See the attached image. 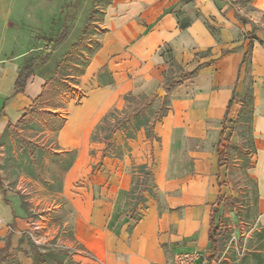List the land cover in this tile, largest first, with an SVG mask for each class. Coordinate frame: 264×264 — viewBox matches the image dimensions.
I'll use <instances>...</instances> for the list:
<instances>
[{
	"label": "crops",
	"instance_id": "obj_1",
	"mask_svg": "<svg viewBox=\"0 0 264 264\" xmlns=\"http://www.w3.org/2000/svg\"><path fill=\"white\" fill-rule=\"evenodd\" d=\"M227 1L230 0H110L105 5L103 36L80 76L83 98L80 103L69 104L58 134L61 151H73L78 144L80 147L64 180L65 189L69 190L77 175L88 174L86 166L82 168L89 143L102 145L99 161L102 169L110 171L105 178L110 200L93 199L92 193L76 199V239L88 250L89 257L76 258L73 254L75 262L169 264L171 254L191 251L206 254L207 261L211 218L218 223L217 214H222L229 202L225 198H235L227 183L229 160L227 166L218 167L216 145L231 98L234 100L226 126L234 122L232 115L236 118L240 110L245 93L241 75L246 65L252 77V148L247 155V175L255 183V222L259 233L264 232V24L238 15ZM65 3L66 0H0V138L6 125L18 120L47 81L34 72L35 58L28 41L34 36L35 26L49 33L51 19L64 23ZM250 35L255 39L249 59L243 60ZM57 39H65V33L60 32ZM29 57L33 72L23 91L14 93L18 72ZM171 75L173 80L168 79ZM161 88L168 109L153 123L150 136L139 128L135 137L125 138L117 130L112 140L126 142L127 149L120 158L102 157L103 144L90 139L101 119L122 109L126 95L157 94ZM117 133L119 138H115ZM230 134L227 126L225 135L233 143ZM123 156L126 158L121 160ZM105 160L111 162L105 164ZM140 164L150 169L151 183L165 208H158L152 199L156 195L144 193L146 209L141 219L132 224L128 201L130 169ZM103 176L99 170L88 179L94 186L101 184ZM219 195L222 201L218 205ZM32 224L17 196L0 189V248L7 238L8 252L15 251L11 257L17 260L7 259L6 264H31V259L17 249L23 234L31 237ZM257 235L259 247L242 264L250 260L255 264V254L264 255V236Z\"/></svg>",
	"mask_w": 264,
	"mask_h": 264
},
{
	"label": "rangeland",
	"instance_id": "obj_2",
	"mask_svg": "<svg viewBox=\"0 0 264 264\" xmlns=\"http://www.w3.org/2000/svg\"><path fill=\"white\" fill-rule=\"evenodd\" d=\"M109 1L66 0L64 23L58 24L57 20L51 19V24L47 25L49 33L41 32V29H36L37 26H35L34 36L28 41L32 47L30 54L35 58L34 72L36 71L45 79L51 80L48 89L51 96L36 105L37 114L33 117L35 123H28V127L23 129L18 128V135L13 131H7L0 138L2 189L4 193L12 192L17 196L20 206L33 222L32 239L36 244L42 246L55 238L57 246L68 248L76 258L78 256L89 257L88 250L81 247L76 239L77 221L79 220L76 199L77 197H90L92 193L93 199L110 200L111 198L107 197L105 190L107 183L105 178L109 177L110 171L102 169L103 164L99 161L102 145L97 142L89 143L87 144L86 165L84 164L82 168L84 169L86 166L88 174L77 175L69 190L65 189L63 184L70 168L65 171L64 161L53 155L63 152L58 141L59 129L62 126L60 128L53 127L42 111H51L64 120L68 114L69 104L80 103L82 100L84 94L79 89L80 76L86 62L103 36L102 19L105 5ZM227 3L229 7L237 11L238 15H245L257 24H264V0H230ZM51 12L54 11L51 10ZM60 32L65 33V39L61 41L57 39ZM170 65L172 66V63ZM171 70L173 69L171 68ZM171 76L168 79L173 80V75ZM241 76H243L244 89L246 90L249 80L252 83L247 65ZM165 96L164 89L161 95L156 93L150 95L128 94L124 98L123 108L118 109V112L110 116L109 120H118L133 110H136L140 117L146 114L149 120H152L157 110L167 111L168 105ZM161 100H163L162 103ZM234 117L232 115L233 121L236 120ZM227 126L231 132L230 136L234 140L229 147L227 183H230V190L234 191L236 199L226 202L222 214L218 213L216 216L215 221L223 224L226 228L222 235L223 242L218 263L242 264V258L250 256L252 251L259 247L257 234H260L255 222V183L247 175V155L252 148L251 122L243 118L232 124L228 123ZM142 129L146 135L151 133V130L146 127L140 128L138 131ZM118 132L123 136L122 131L118 130ZM115 138H119L118 133ZM21 140L41 146L49 150V153L34 151L28 155L23 150ZM79 149L78 144L73 150L75 157ZM123 158L126 157L123 156L121 160ZM110 162L104 161L105 164ZM126 169L129 170V167L127 166ZM99 170L103 171V179L101 184L93 186L89 182L88 175ZM138 175L142 176L141 173H137ZM147 184L152 186L149 180ZM153 191L156 198L152 199L157 202L158 208H165L160 193L155 189ZM149 201L152 202V200ZM99 203V201L96 202V204ZM25 242L26 239L23 245ZM198 253L199 264H202L206 254ZM172 255L169 264H172ZM8 257L5 251L0 252V264H6ZM249 264H252V260L249 261Z\"/></svg>",
	"mask_w": 264,
	"mask_h": 264
},
{
	"label": "trees",
	"instance_id": "obj_3",
	"mask_svg": "<svg viewBox=\"0 0 264 264\" xmlns=\"http://www.w3.org/2000/svg\"><path fill=\"white\" fill-rule=\"evenodd\" d=\"M244 21V18H241ZM182 25V24H181ZM255 39L254 35L249 36V42L247 44V50L243 54V60H246L248 55L250 54V49L253 40ZM264 46V43L261 42ZM32 57L27 58V60L23 63L22 67L18 72V76L14 82V93L22 92L24 88L25 81L29 75L33 72V61ZM191 72L184 74L185 76L190 75ZM251 80H249V85H247L243 99L240 104V110L236 117V120H241L243 118L248 119L251 122V108H252V88H251ZM51 80L45 81L43 84L39 95L31 100V104L24 108L21 116L18 120L12 124L8 123L3 131L2 136L7 131H13L16 135H18V128H26L28 127V123H35L33 117L36 116V105L41 101H46L51 94L48 92L50 88ZM234 98H231L228 102L227 109L223 120L221 122V131L220 136L217 142V155H218V167L227 166L229 156V147L232 145V142L225 135V131L227 129L226 122L228 121V111L230 105L232 104ZM118 110H113L107 113L100 121V123L96 126L93 131L90 139L91 141H98L103 144L102 148V157L109 156L120 158L124 149L127 147L126 142L117 143L112 140V136L115 131L119 130L123 132L125 138H132L134 133L141 127H146L151 130L153 123L160 119L165 111L157 110L156 114L149 120L146 114H143L142 117L139 116V113L136 110L131 111L130 113L125 114L122 118L118 120L110 121L109 117L117 113ZM42 113L48 118L51 125L53 127L60 128L64 122L63 119L59 118L55 113L43 110ZM236 120L234 122H236ZM31 125V124H30ZM151 133L148 134L150 136ZM1 136V137H2ZM23 150L28 154H32L34 151L38 153H49V150L42 148L41 146L32 144L31 142H26L21 140ZM56 158H60L64 161V170H68L72 165L75 159L74 151H66L62 153H54ZM130 173L132 176L131 186L128 190V201H129V218L135 224L138 222L142 215L143 211L146 209V201L147 197L144 193H147L150 197H154V186H149L147 181H151V171L145 164H140L137 166H131ZM137 173H141L142 176H137ZM0 189H2V182L0 179ZM4 192V191H3ZM228 201H235V198L229 197L225 198ZM222 201L221 196L219 195L217 198L218 205ZM140 206V208H138ZM132 227L129 226V230ZM226 228L223 224L215 223L214 219L211 218V226L209 229V243H210V255L207 257V264H211V261H216L217 264L220 256V248L222 244V235L225 233ZM260 236H264V232L260 233ZM26 239L25 245L22 246L24 240ZM55 238L44 243L42 246L36 244L34 240L27 234H23L19 241V246L17 250L23 251L27 257L31 259V264H79L75 262L72 258V253L66 247L57 246L55 242ZM9 241L6 238L5 244L2 248H0V252L5 251L8 254V261H17L14 257H11L12 253L8 252ZM244 257L241 262L244 263ZM264 260V255L255 254V264H262Z\"/></svg>",
	"mask_w": 264,
	"mask_h": 264
},
{
	"label": "built area",
	"instance_id": "obj_4",
	"mask_svg": "<svg viewBox=\"0 0 264 264\" xmlns=\"http://www.w3.org/2000/svg\"><path fill=\"white\" fill-rule=\"evenodd\" d=\"M199 258V253L196 251L178 252L172 255V264H198ZM202 264H207V261L204 259Z\"/></svg>",
	"mask_w": 264,
	"mask_h": 264
},
{
	"label": "water",
	"instance_id": "obj_5",
	"mask_svg": "<svg viewBox=\"0 0 264 264\" xmlns=\"http://www.w3.org/2000/svg\"><path fill=\"white\" fill-rule=\"evenodd\" d=\"M160 91H163V90H162V89H159V90L157 91V94H158V95H161V94H160Z\"/></svg>",
	"mask_w": 264,
	"mask_h": 264
},
{
	"label": "bare ground",
	"instance_id": "obj_6",
	"mask_svg": "<svg viewBox=\"0 0 264 264\" xmlns=\"http://www.w3.org/2000/svg\"><path fill=\"white\" fill-rule=\"evenodd\" d=\"M161 93H162V91H160V94H161ZM93 245H94V244H93ZM93 245H92V246H93ZM90 246H91V245H90ZM90 246H89V247H90ZM96 247H97V246H96ZM93 249H94V248H93ZM97 250H98V249H97ZM99 250H100V249H99ZM97 253H98V252H97Z\"/></svg>",
	"mask_w": 264,
	"mask_h": 264
}]
</instances>
